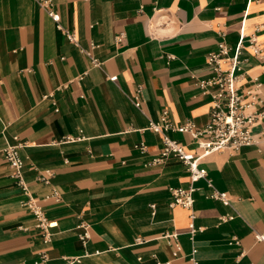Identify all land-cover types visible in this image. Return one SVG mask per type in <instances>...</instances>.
<instances>
[{
    "label": "crops",
    "instance_id": "1",
    "mask_svg": "<svg viewBox=\"0 0 264 264\" xmlns=\"http://www.w3.org/2000/svg\"><path fill=\"white\" fill-rule=\"evenodd\" d=\"M52 1L80 48L34 0H0V264H35L41 253L42 264H189L193 248L198 264H264V118L252 128L256 145L199 163L230 206L199 181L192 210L170 207L171 190L189 185L185 166L147 165L163 145L148 123L163 111L176 127L208 123L212 104L197 84L221 41L232 50L244 35L238 93L253 103L245 114H264V0ZM167 135L196 151L190 135ZM15 137L28 190L56 224L48 243L2 155ZM52 190L59 201L45 199ZM192 212L201 228L193 240Z\"/></svg>",
    "mask_w": 264,
    "mask_h": 264
},
{
    "label": "built area",
    "instance_id": "2",
    "mask_svg": "<svg viewBox=\"0 0 264 264\" xmlns=\"http://www.w3.org/2000/svg\"><path fill=\"white\" fill-rule=\"evenodd\" d=\"M47 13V15L56 24L57 29L63 31L64 35L76 47L80 48L75 35L69 31L63 30L59 25V15L53 10L52 0H34ZM251 1V0H249ZM122 36L116 38L121 41ZM244 35L240 39L234 49L221 41L218 44L217 50L207 56L208 65L211 67V76L206 79H201L198 82V87L203 95L210 98L212 107L208 123L203 128H197L191 122H187L182 126L176 127L168 122L167 111H163L158 122H149L148 130L153 133L160 134L163 138V145L158 155L155 156L147 164L149 166H158L163 164L167 159L174 158L180 161L186 168L189 177V185L187 188H175L171 190L170 207L180 206L192 210L194 205V193L197 191L196 183L204 181L207 188L210 190L209 198L221 202L225 206H230V199L225 192L218 191L212 181L208 178L206 171L200 167V161L212 153L219 151L235 152L243 147H248L257 144V140L252 133V128L264 118V114H245V110L250 108L253 103H246L244 98L239 95L237 89V80L241 72L240 53ZM250 43L253 45L254 39ZM82 53L88 56L93 66H99V62L94 59L90 51L80 49ZM257 53V51H256ZM258 54V53H257ZM226 63V67H222V63ZM110 81H115L116 77H109ZM260 85H258L259 87ZM142 101L139 96L133 99V105L136 109L141 108ZM167 132H180L190 135L192 143L196 147L195 152H188L185 146L167 135ZM264 140V136L262 137ZM13 144H7L2 150V155L6 161L10 171L11 178L21 190L25 199L21 202V206L27 209L36 219V228L40 231L43 242L48 243L51 238L50 229L55 227V223L47 219L45 212L38 200L29 192L27 184L23 177V160L19 154V149L22 146L14 138ZM136 148L141 152L147 151L146 146L140 143ZM51 173L45 171L39 177V180L44 184L49 183ZM59 194L56 190H52L49 196L45 199H53L59 201ZM153 208V207H152ZM195 216L190 214V224L188 227V235L193 240L194 235L201 231V228H196L193 220ZM234 218V215H227L220 218L221 222L229 221ZM81 232L77 235L78 240L85 245L89 239V228L86 224H81ZM167 239L176 240L177 235H165ZM256 239L264 241V236L257 235ZM230 244L239 245V241L233 237ZM195 248L192 249L188 256L189 264H198L196 260ZM47 261V254L41 253L35 264H42ZM79 261V258H63L62 264H74ZM169 264V263H166Z\"/></svg>",
    "mask_w": 264,
    "mask_h": 264
}]
</instances>
